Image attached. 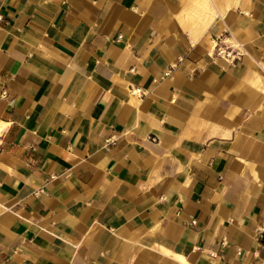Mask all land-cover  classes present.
Segmentation results:
<instances>
[{"label": "crops", "instance_id": "0c3cea01", "mask_svg": "<svg viewBox=\"0 0 264 264\" xmlns=\"http://www.w3.org/2000/svg\"><path fill=\"white\" fill-rule=\"evenodd\" d=\"M0 264H264V0H0Z\"/></svg>", "mask_w": 264, "mask_h": 264}, {"label": "built area", "instance_id": "2783aa9c", "mask_svg": "<svg viewBox=\"0 0 264 264\" xmlns=\"http://www.w3.org/2000/svg\"><path fill=\"white\" fill-rule=\"evenodd\" d=\"M214 55L217 57L224 58L228 61H235L239 59L241 52L237 46L227 40L225 37L219 36L212 44ZM156 140V138H153Z\"/></svg>", "mask_w": 264, "mask_h": 264}]
</instances>
